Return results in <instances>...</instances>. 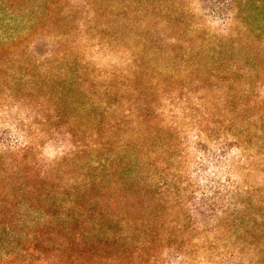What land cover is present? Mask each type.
Here are the masks:
<instances>
[{"label":"rangeland","instance_id":"rangeland-1","mask_svg":"<svg viewBox=\"0 0 264 264\" xmlns=\"http://www.w3.org/2000/svg\"><path fill=\"white\" fill-rule=\"evenodd\" d=\"M243 205L264 215V0H0V264H225L264 247Z\"/></svg>","mask_w":264,"mask_h":264},{"label":"trees","instance_id":"trees-1","mask_svg":"<svg viewBox=\"0 0 264 264\" xmlns=\"http://www.w3.org/2000/svg\"><path fill=\"white\" fill-rule=\"evenodd\" d=\"M86 5H89L88 7L90 8V4H86ZM55 51V50H54ZM56 54L58 56H61L62 58H67L68 57V54L66 52H61V51H58L56 52ZM206 65V64H205ZM199 66V65H198ZM207 66V65H206ZM147 69H160L158 75H161L162 73H164V71L166 69H169V65L168 64H165L164 62H150L149 64L146 65ZM244 67L242 68V71L244 74L248 75L249 72H246L244 71ZM184 73H185V77L186 76H189L191 75V72H189L187 69L184 70ZM201 73H203V69L201 70ZM187 74V75H186ZM48 76V74H47ZM147 76H148V72L146 71H143L141 72V76H138V79L140 81H143L142 83L143 84H148V83H151L149 80L146 81L147 79ZM137 79V77H136ZM159 82H161L159 80ZM154 85H157V84H154ZM134 89H132V87L130 85H128V88L126 89V91L130 92V91H133ZM8 96H11L8 95ZM201 98H199L201 101H203L201 104H200V111H202L203 113V116L202 117H209V116H213V115H216V114H212L211 110H213V108H216L215 110H218L220 109V106L221 108H225L227 106V102L229 100V94L227 92H225V89L221 90V92L219 94H216L215 92L211 93L209 96H205V95H202L200 96ZM211 109V110H210ZM240 109V108H239ZM243 110H241V112L239 111V114L234 111V115L235 117H239V127H243V121H245V119H243V117L241 116L240 113H242ZM234 122L237 123V119L235 120L234 118ZM14 145L13 146H8V150H14ZM223 149V147H222ZM22 151H24L25 149H22ZM242 151V144L240 143V140H239V155L240 157H243L241 152ZM243 160V158H240L239 161ZM249 192V191H247ZM254 215V227H248V228H240L241 232H239V236L236 237V240L239 241V239L241 238H244L246 240H249V241H254L255 242V239H256V233L258 232H261V230H264V215L262 214H258V213H255L254 210L252 208H248V206H244L243 205V208L242 207H239V217L243 216L244 218L247 217L250 213ZM218 225L216 226V229H219L220 232L222 231L221 228L222 227V221L220 222H217ZM251 243L252 246H255V245H259V243L256 244L255 243ZM214 243H217L216 240ZM241 243H239L240 245ZM225 245L228 246V243H226ZM263 246V245H262ZM252 252V253H251ZM249 252L251 254V257H247L246 254H244L243 252V249H241V246L239 247V252H237L238 254H235V253H230L228 254V258H226V260L224 261L225 264H264V247L262 248H255V250L253 249V251Z\"/></svg>","mask_w":264,"mask_h":264}]
</instances>
